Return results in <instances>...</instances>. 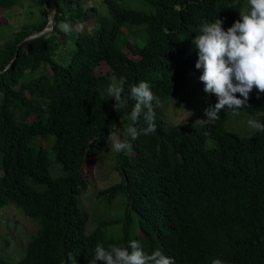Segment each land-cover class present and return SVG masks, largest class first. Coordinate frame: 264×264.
I'll return each mask as SVG.
<instances>
[{
  "label": "trees",
  "instance_id": "16d2710c",
  "mask_svg": "<svg viewBox=\"0 0 264 264\" xmlns=\"http://www.w3.org/2000/svg\"><path fill=\"white\" fill-rule=\"evenodd\" d=\"M23 1L0 0V28ZM32 1L43 18L34 21L27 9L26 23L0 46V214L14 204L37 229L19 262L0 257V264H89L97 244L128 245L132 238L105 235L101 222L98 234L87 236L91 208L81 197L89 184L86 163L104 152L121 119L125 128L133 124L129 92L140 81L158 97L156 131L129 138L131 151L115 154L120 183L96 198H106L105 208L118 195L126 198L124 212L136 214L144 248L163 250L175 264H264V132L229 131L231 111L208 125H170L161 111L173 98L185 101L181 86L203 74L192 46L200 25L219 18L227 30L247 0H140L142 7H128L127 0ZM47 8L55 10V25L93 21L94 29L65 35L53 26L32 37L49 27ZM113 77L126 79L120 111L107 91ZM197 89L189 107L204 115L218 98ZM239 113L264 124V94L254 89ZM135 126H148L143 113ZM48 150L62 177H51Z\"/></svg>",
  "mask_w": 264,
  "mask_h": 264
},
{
  "label": "clouds",
  "instance_id": "9594fccd",
  "mask_svg": "<svg viewBox=\"0 0 264 264\" xmlns=\"http://www.w3.org/2000/svg\"><path fill=\"white\" fill-rule=\"evenodd\" d=\"M54 13L53 9L48 16L49 26H52V29L48 28L49 31L53 30V26L58 27L65 35L83 31L84 24L82 22L72 24L62 21L59 25H55ZM223 24L224 21L219 18L214 22H203L199 27V34L192 41L198 50L195 68L203 70V74L199 77V80L204 84L203 90L218 98V102L214 106H209L205 110L207 121L218 119L222 111H231L234 115H238L239 111L248 105L250 94L254 89L258 96L264 94V0H247L246 10L240 11V19L236 20L227 30L224 29ZM125 84L124 77L119 80L113 77L107 90L108 95L115 98V108L118 111L127 104V101L122 99ZM129 97L136 102L130 112L133 124L126 127L122 134L114 131L109 132L107 143L110 151L114 153L131 151L132 144L129 142V138L135 141L141 134L149 135L156 131L154 102L158 103V97L151 90L149 84L140 81L138 84L131 85ZM142 113L148 126L139 129L135 124L139 121ZM247 123L249 127L264 132V124L254 119L248 120ZM122 136L123 138H121ZM110 205L112 206L113 203ZM121 210L120 208L118 212H112L111 220L117 219L115 224L123 222L125 225H130L128 213L123 212L120 217ZM111 220L101 222L103 232L104 226L112 223ZM93 225L94 229L90 231V226ZM98 229H100V222L97 224L90 220L86 228L87 236L98 234ZM143 237L144 234L139 226V232L127 246L113 245L106 248L102 244H97L89 264H98V262H102V264L176 263L175 258L159 248L147 251L139 240ZM29 240L31 241V239ZM164 246L171 251L178 252L173 245L166 244ZM69 256L71 258V254ZM0 257L3 256L0 255ZM212 264H223V262L220 259H214Z\"/></svg>",
  "mask_w": 264,
  "mask_h": 264
},
{
  "label": "rangeland",
  "instance_id": "374dc122",
  "mask_svg": "<svg viewBox=\"0 0 264 264\" xmlns=\"http://www.w3.org/2000/svg\"><path fill=\"white\" fill-rule=\"evenodd\" d=\"M98 4L99 3L95 1H90L88 6ZM135 4L137 7H142L140 0H127L128 7H134ZM18 8H20L22 12L20 15ZM29 8L34 10V21H39L43 18L44 15L41 8L34 5L32 0H24L21 6L6 13V17L10 21V24L6 27L0 28V46H2L9 39L8 33H12L13 27H21L26 23L28 16L25 14ZM52 10V8L47 9L49 15ZM15 15H19V17ZM51 27L52 26H49L48 28L50 29ZM84 29L88 32L92 31L94 29L93 21H88L84 25ZM192 46L196 51H198L194 44ZM48 73L51 74L52 72L49 71ZM181 87L182 92L184 91L185 93V101H178L173 98L171 101H167V103H165V101L162 102L165 103L161 107L165 120L168 121L170 125L185 123L212 124L215 120L207 121L208 117L205 114L203 115L195 109H191L189 107V96L193 87L198 88L197 91L201 96L207 94L204 90H202V88H204V84L199 80V77L195 75L189 76L188 80H186ZM230 118L229 131L234 132L239 136L248 135L256 131V129L248 126V120L254 119L261 123V120L258 117L250 118L242 113H239L238 115L232 114ZM125 121V119H121L118 125H114L117 128V131L121 134L125 129ZM121 138H123V136ZM51 140L52 144H54V138H51ZM49 145H51L50 142ZM215 146V142L208 141V149H213ZM48 152L52 163L50 168L51 177L55 179L62 177L64 175L62 165L56 160L55 154L52 150H48ZM115 154L117 153L111 152L107 144L104 152L97 157L98 159L90 158V161L85 165L84 175L88 179L89 184L87 190L82 194L81 203L85 208H91L90 210H86L90 214L92 223L94 222L98 224L99 222L111 220V218H113L111 216L112 212H118L120 208L122 209L120 211L121 217L125 210L126 198H123L122 195H118L113 200V205H106V208L105 202L108 203L106 198H96L100 190L106 189L114 184H118L121 181L120 174L115 170L114 166ZM42 187L43 186H40L39 188ZM81 203L80 206L85 209ZM91 204H93L92 207ZM128 218L130 225H125L123 222L118 224L112 222L104 228V232L119 239L124 237H130L133 239L136 233L139 232V220L135 213L128 214ZM36 229L37 226L35 222L26 216L22 208L14 204L5 206L0 214V255L13 262H18L26 254L28 242L30 241L29 239H31L32 234L36 231ZM93 229L94 225L90 226V231ZM7 242H10V244H7Z\"/></svg>",
  "mask_w": 264,
  "mask_h": 264
},
{
  "label": "water",
  "instance_id": "95a60500",
  "mask_svg": "<svg viewBox=\"0 0 264 264\" xmlns=\"http://www.w3.org/2000/svg\"><path fill=\"white\" fill-rule=\"evenodd\" d=\"M48 9V8H47ZM52 29V28H51ZM47 31H49V29H45L42 33H39V34H37V35H35V36H32V37H36V36H39V35H41V34H43V33H45V32H47Z\"/></svg>",
  "mask_w": 264,
  "mask_h": 264
}]
</instances>
